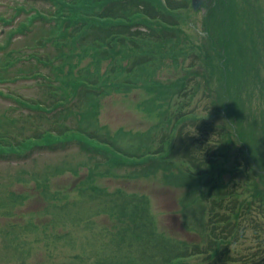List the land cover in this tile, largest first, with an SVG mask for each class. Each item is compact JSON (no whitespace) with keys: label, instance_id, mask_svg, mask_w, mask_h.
Listing matches in <instances>:
<instances>
[{"label":"trees","instance_id":"trees-1","mask_svg":"<svg viewBox=\"0 0 264 264\" xmlns=\"http://www.w3.org/2000/svg\"><path fill=\"white\" fill-rule=\"evenodd\" d=\"M47 1L52 5L51 11L38 8L32 0L29 5H15L16 13L12 18L0 17L4 25L17 21L0 39V101L11 104L0 112V160H10L13 155L26 159L35 151L44 150L67 153L76 146V154H87V158L98 160L99 156L117 151L113 148L120 150L108 131L100 129V109L105 98L119 96L122 99L131 93H142L144 98L138 108L154 118L164 115L173 105L176 110L173 117L180 126V133L175 137V132H166L163 137L167 138L166 153L171 160L168 164L177 160L198 169L195 176L200 177L201 186L205 188L202 201H206L207 225L212 231L210 241L206 240L211 252L208 251L204 261L196 263L181 261L183 253L177 256L166 252L167 262L163 264H237L240 254L231 246L240 237V231L259 227L255 211L260 210V206L264 210V157L260 153V146H264V122L256 129L257 119L246 122L253 124L246 133L251 136L241 147L227 137L230 126L224 130L218 125L213 132L210 123L219 111L208 102L205 75L216 64L221 69L220 79L223 71L227 73L225 62L234 30L227 31L220 26L226 27L235 20L231 17L232 11L237 12L234 8L237 0H209L201 18L204 34L200 36L192 30L196 13L188 7L189 0ZM245 2L246 10L242 14L247 12L251 17L247 16L248 22L261 33L264 30L263 1ZM256 11L260 12L259 18L250 14ZM214 26L220 31L216 32ZM18 35L21 38L13 40ZM244 40L254 41L251 33ZM21 42L24 45H20ZM252 50L256 53V46ZM261 58L264 61V57ZM210 81L214 82L211 72ZM218 88L216 94L221 101L219 82ZM252 90L258 92L257 99L264 97V84ZM253 103L245 111L255 109ZM263 119L264 115L259 122ZM166 121L170 122V118ZM187 127L195 128L196 135L184 134ZM159 128L161 124L156 125V139H159L156 137ZM221 130H224L223 135ZM215 134L219 140L213 147L214 140L210 136ZM190 140L195 143V149L187 145ZM86 141L95 147L89 148ZM101 145L104 149L97 148ZM163 145L157 146V154L164 151ZM144 156L135 154L131 157L139 160L129 162L114 161L111 156L101 166L109 170L116 166L137 167L151 175L162 169L158 159L144 161ZM166 170L171 171L169 168L162 171ZM237 175L238 178L244 175L241 185L236 182ZM84 184L81 180L77 185ZM79 191L83 190L79 188ZM74 199L65 207L69 225L74 223L72 211L81 207L90 217L89 206ZM134 199L128 201L129 205L138 210L139 198ZM14 204L9 205V212ZM115 204L117 216L122 208H116ZM5 206V201L0 202V209ZM70 208L71 214L68 213ZM112 212L106 210L104 214ZM114 229L113 234L118 236L121 227L117 224ZM11 234L15 239L14 232ZM254 236L258 237L259 233L255 231ZM198 247L193 246L186 256L200 254L195 252ZM157 253L164 255V252ZM259 254L261 258L256 264H264V240ZM120 255L114 257V264H134L126 255ZM144 260L151 259L148 256ZM139 261L143 264L142 259ZM152 261L155 264V260Z\"/></svg>","mask_w":264,"mask_h":264},{"label":"rangeland","instance_id":"rangeland-1","mask_svg":"<svg viewBox=\"0 0 264 264\" xmlns=\"http://www.w3.org/2000/svg\"><path fill=\"white\" fill-rule=\"evenodd\" d=\"M262 1L264 4V0ZM17 2L22 3V0H0V17L14 15L12 6ZM33 2L44 10H50L49 7L52 6L47 0ZM234 8L237 12L232 11L231 20H235L226 27L220 26L227 31L234 30L225 62L227 73L223 71L220 79L221 69L216 64L205 75L208 77V102L215 111H219L215 125L217 122V126L221 125L224 130L230 126L227 137L241 147L251 136L246 133L251 131L253 124L246 122L257 119L254 129L260 128L264 122V119L259 122L264 115V97L257 99L258 92L252 90L260 83L264 84V61L261 58L264 57V30L258 33L255 26L252 27L247 20V16L251 19L250 15L247 12L242 14L246 10L245 0L235 1ZM250 14L256 15V18L260 16L259 11ZM223 17L226 16L223 14ZM197 26L199 28L200 20ZM1 29L0 25V31H4ZM219 31L216 29V32ZM249 33L254 40L252 42L244 40ZM255 46L256 53L252 50ZM210 72L213 74V83L210 81ZM218 82L222 90L221 101L216 94ZM200 91H203L202 87ZM249 95L253 96L248 97ZM143 98V94L139 93L138 96L130 94L122 99L113 96L103 100L99 117L100 129L107 130L120 147L114 153H107L108 156H99L98 160L89 159L87 154L84 157L76 154V146L67 153L42 152L18 164L0 163V202L7 203L4 209H0V264H114V257L118 253H121L120 256L126 255L134 264H141L140 259L143 264H154L152 260H155V264L166 263V252L175 255L183 253L184 258L180 260H188L186 262L189 263L201 262L208 257L211 249L207 246V241H210L212 231L210 225L205 224L208 217L206 201H202L204 189L196 186L195 177L193 182L188 180L189 173L186 170L191 172L188 164L177 161L172 165L171 171H162L168 168L167 163L162 164V169L153 172V177L150 172L143 174L139 169L116 166L109 170L101 166L111 156L114 161L129 162L137 161L131 156L135 157V154L143 151L153 154L154 148L147 143V134L153 132L155 125L161 124V128L156 131V137L159 138L156 144L161 139L162 143H166L167 138L163 137L167 133L175 132V137L179 135L180 126L173 117L175 107L172 105L164 115L154 118L133 106V102L138 103ZM253 101L255 109L245 111ZM0 112H3L2 103ZM167 118H170V122L166 121ZM224 130H221V135ZM211 140H214L213 147H216L219 137L215 134L211 136ZM86 143L91 149L95 147L89 141ZM97 148L104 149V145ZM260 150L264 157L263 144ZM129 172L132 173L128 174ZM239 178L236 182L241 185L243 177ZM81 180L85 184L77 185ZM182 182L190 184L189 190L180 187ZM153 185H166L163 189L167 190L165 193L160 190L153 192L149 189L155 187ZM79 188L83 191H79ZM145 194L149 195L150 203L146 202ZM136 195L143 196L137 202L140 208L138 210L133 209L134 205L130 206L128 202L134 201L131 197ZM53 197L57 200H53ZM60 198L63 199L62 202ZM71 198L87 204L90 217L89 213L82 212L84 207L80 206L77 211L70 208L68 213L71 214L72 211L74 223L69 225L66 224L65 207L71 203ZM13 202V210L9 212V205ZM113 203H117L116 208H122L117 216ZM200 204L203 210L197 208ZM259 209L255 211L259 227L240 231V237L231 246L232 250L240 254L237 264H256L261 258L259 250L264 240V210L261 206ZM106 210L113 212L104 214ZM58 212L63 215L58 216ZM91 220L94 223H90ZM117 224L121 227L118 236L113 234ZM255 231L259 233L258 237L254 236ZM187 243L200 246L195 251L200 254L187 257L186 254L191 250ZM157 252H164V255H158ZM148 256L151 260L145 262L144 257Z\"/></svg>","mask_w":264,"mask_h":264},{"label":"water","instance_id":"water-1","mask_svg":"<svg viewBox=\"0 0 264 264\" xmlns=\"http://www.w3.org/2000/svg\"><path fill=\"white\" fill-rule=\"evenodd\" d=\"M192 5H193L194 8H196V7H198L199 2L195 4V0H193V1H192Z\"/></svg>","mask_w":264,"mask_h":264}]
</instances>
